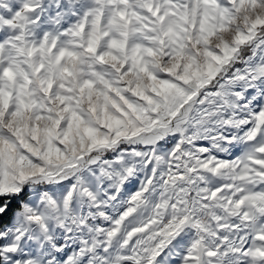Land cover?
<instances>
[{
  "label": "snow or ice",
  "instance_id": "obj_1",
  "mask_svg": "<svg viewBox=\"0 0 264 264\" xmlns=\"http://www.w3.org/2000/svg\"><path fill=\"white\" fill-rule=\"evenodd\" d=\"M0 264H264V0H0Z\"/></svg>",
  "mask_w": 264,
  "mask_h": 264
}]
</instances>
